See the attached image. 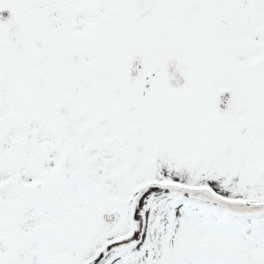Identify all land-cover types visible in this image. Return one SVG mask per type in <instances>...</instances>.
Wrapping results in <instances>:
<instances>
[{"label": "snow or ice", "instance_id": "snow-or-ice-1", "mask_svg": "<svg viewBox=\"0 0 264 264\" xmlns=\"http://www.w3.org/2000/svg\"><path fill=\"white\" fill-rule=\"evenodd\" d=\"M0 264H264V0H0Z\"/></svg>", "mask_w": 264, "mask_h": 264}]
</instances>
